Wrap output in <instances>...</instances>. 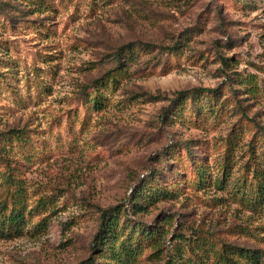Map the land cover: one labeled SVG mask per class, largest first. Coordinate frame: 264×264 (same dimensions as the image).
<instances>
[{"label":"rangeland","instance_id":"374dc122","mask_svg":"<svg viewBox=\"0 0 264 264\" xmlns=\"http://www.w3.org/2000/svg\"><path fill=\"white\" fill-rule=\"evenodd\" d=\"M9 172L0 264H264V0H0V217Z\"/></svg>","mask_w":264,"mask_h":264},{"label":"trees","instance_id":"16d2710c","mask_svg":"<svg viewBox=\"0 0 264 264\" xmlns=\"http://www.w3.org/2000/svg\"><path fill=\"white\" fill-rule=\"evenodd\" d=\"M224 63H226L227 60H222ZM110 76V75H109ZM239 85L243 86L247 89L250 88V79L244 78L240 79ZM249 86V88H248ZM98 85L96 87H93L94 89H97ZM203 90L213 92V90H209L207 88H204ZM197 92H201V90H197ZM178 98L182 97L184 95L183 92L179 91L175 93ZM20 132L15 135L16 141H18V138L20 137ZM205 175V174H204ZM204 178V177H203ZM14 177L11 174V172L8 173L7 179H6V184H8V193L10 192V188H12L14 185L15 190L18 187L17 192L20 190V186L18 184H15ZM20 184V183H19ZM13 190L11 193H9V203H10V213L9 215H3V217H0V226L3 227L2 229H5L6 224H11V226L18 227L21 226L24 217L23 213L24 210L17 208V198H21V193H17ZM137 192V195H136ZM148 194V193H147ZM146 194V195H147ZM131 199H130V205L131 202L132 204H137L138 201H136L140 196H142V189L141 191H132L130 194ZM132 200V201H131ZM141 208V207H140ZM116 214L117 211L115 209H106L102 210L100 214V225H99V230L98 233L93 237V240L91 242L92 250L94 252L102 251L103 253L105 250L107 251V256H109L113 261L116 260H124L126 256V252L128 249L123 245V242L118 241V233L116 231ZM157 231L154 230H145L141 228V232L139 235H142L145 238H149L150 236L153 235V233H156ZM135 232L133 229L129 231V237L128 241L134 240V234ZM162 236V234H161ZM162 238V237H161ZM160 240V239H159ZM220 261L223 264H259L261 261V255L259 253V250H252L244 247H239V246H233V245H228L223 247V251L221 252L220 255ZM88 262L90 263H81V264H94L93 260H89Z\"/></svg>","mask_w":264,"mask_h":264}]
</instances>
